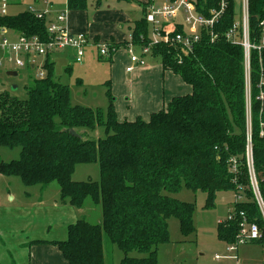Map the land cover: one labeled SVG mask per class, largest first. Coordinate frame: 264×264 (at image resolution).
<instances>
[{
  "label": "trees",
  "instance_id": "obj_1",
  "mask_svg": "<svg viewBox=\"0 0 264 264\" xmlns=\"http://www.w3.org/2000/svg\"><path fill=\"white\" fill-rule=\"evenodd\" d=\"M101 1L96 0V8ZM235 2L197 0V11L207 17L225 6L215 30L219 37L214 42L203 34L192 53L165 43L152 48L150 57L160 58L163 69L178 75L192 92L174 97L148 120L139 117L120 121L111 90L107 113L100 108L72 105L70 87L55 78L51 55L44 63L45 77L34 78L27 87V99L0 92V147L21 150L19 160L0 162V175L17 177L28 188L57 182L61 204L81 210L91 199L101 207L99 224L79 220L69 227L67 241L52 243L68 264H106L104 238L123 252L121 264H158L159 247L170 240L171 218L179 220L184 235L196 231L195 206L174 198L183 187L205 193V209L214 207L221 192H244L243 201L233 206L235 218H227L218 225V239L227 245L237 242L241 212L264 227L249 191L243 158L244 49L226 38L236 21ZM67 3L71 11H85L89 7V0ZM249 15L250 38L259 41L264 0H249ZM3 24L27 37H39L43 42L49 39L46 19L40 20L30 11L10 15ZM135 24L133 43L140 48L150 42L151 25L146 14ZM164 27L170 34L184 32L181 25ZM112 58L113 55L111 62ZM257 59V54H253L254 149L256 169L262 172L264 137L258 132L259 103L255 100ZM98 127L104 129L105 137L90 139L89 133ZM233 157L240 161L237 180L230 171L229 160ZM93 163L100 168L99 182L73 180L77 165ZM261 185L264 198L263 181ZM256 243L264 244V238ZM134 253L139 256H132Z\"/></svg>",
  "mask_w": 264,
  "mask_h": 264
},
{
  "label": "rangeland",
  "instance_id": "obj_2",
  "mask_svg": "<svg viewBox=\"0 0 264 264\" xmlns=\"http://www.w3.org/2000/svg\"><path fill=\"white\" fill-rule=\"evenodd\" d=\"M38 1V0H37ZM63 4L65 1L60 0ZM55 0V7L60 3ZM11 15H18L25 11L41 10L45 11L48 7L44 3H39L37 6H32V0H11ZM235 17L236 22L241 23L243 20V0H236L235 2ZM185 30L195 31L196 28H188ZM151 35V33H150ZM124 51V50H123ZM68 57H55V78L61 83L68 85L71 90V103L74 106H82L92 109L100 108L104 113H107L110 105V98L108 91L111 90L112 98L115 102L125 107H133L136 111L139 110L140 105H143L142 96L143 92L153 90L155 93L161 94L166 90L167 94H183L186 92V84L172 79L170 83L165 82L162 78H156L153 85L139 83L133 88L136 93L131 95H124L118 98L111 87V61L108 57H102L99 49L92 48L90 51L86 50V55L83 63L77 64L76 53L73 50L66 52ZM136 54L140 55V51L136 50ZM51 56V57H52ZM129 56V54H128ZM54 58L55 61H54ZM130 58V57H129ZM52 59V58H51ZM45 60L44 57L37 59L38 66ZM71 60V61H70ZM147 64L161 65V59H154L150 56L146 57ZM74 63V64H73ZM152 63V64H151ZM73 65V66H71ZM120 63H117V71L120 70L121 78L123 69ZM39 67L31 69L28 66L15 67L0 65V92H9L13 97L21 100L28 98L27 87L31 84L32 80L39 78ZM120 68V69H119ZM122 69V70H121ZM17 71L18 76H8L7 71ZM46 75V73H45ZM110 85H109V84ZM169 86V88H168ZM119 93H126V85L121 80ZM138 97V99H137ZM130 100V101H129ZM133 100V102H131ZM130 103V104H128ZM145 105V103H144ZM128 108H125L126 112ZM117 109V108H116ZM117 115L121 118V114L116 110ZM129 112L126 114L128 118L133 115ZM126 120V119H124ZM130 121V119H128ZM105 137L103 128L98 127L93 132L89 133V138L97 140ZM20 148L9 149L0 147V162H12L19 160ZM73 180L76 182H87L89 180L94 182L100 181V168L97 163L93 164H80L77 165ZM14 194L15 201L13 202L6 193ZM10 194V196H11ZM177 200L186 203H192L195 206L193 216V223L195 233L191 235H184L181 231V225L177 218L173 217L169 221V242L161 245L158 250V264H236L237 262L229 259L216 260V256H237L240 264H264V244L250 243L241 246L237 252L229 253L227 251V244L218 239V225L221 221H225L233 209L235 203V192L224 191L217 195L215 205L211 209H205L207 196L203 192H193L187 187L174 196ZM40 200L44 203L40 204ZM61 206L60 202V187L57 182L49 186H35L26 187L21 180L17 177L6 178L0 175V207H4L5 211L12 210L17 212L16 209H26V214L22 218H12L4 221L0 218V245L7 248V239L13 230L15 222L21 219L25 222V226L20 227L22 230H27L26 234L30 236H38V240H47L49 238H60L58 232H55V226L51 217L44 216L40 211H46L54 204ZM35 204V205H33ZM28 205V207H25ZM67 207H71L67 205ZM72 208V207H71ZM77 221L85 219L91 224H99L102 221L101 207L93 203L91 199L85 202L83 209L77 210L75 208ZM12 228V229H11ZM3 231V232H1ZM41 233V235H39ZM50 233L51 236L48 234ZM56 234V235H54ZM54 236V237H52ZM2 243V244H1ZM29 248V247H28ZM104 251L106 256V264H121L124 257L122 251L116 246L111 245L107 238H104ZM9 255L12 257V251L8 249ZM132 256H139L137 253ZM10 257V258H11ZM13 259V258H12ZM14 261V260H13ZM14 264H17L14 262Z\"/></svg>",
  "mask_w": 264,
  "mask_h": 264
},
{
  "label": "built area",
  "instance_id": "obj_3",
  "mask_svg": "<svg viewBox=\"0 0 264 264\" xmlns=\"http://www.w3.org/2000/svg\"><path fill=\"white\" fill-rule=\"evenodd\" d=\"M44 3L48 9L45 11L34 10L30 12L42 20L47 21V31L49 39L43 42L39 37H27L19 34L3 24V20L9 17L11 0H0V65L15 67H32L38 68L37 59L54 55L58 52L73 50L76 53L77 64L83 63L86 55V48L95 46L99 49L102 57H112L118 50L114 44L107 42L92 43L93 41L86 34H73L67 27L68 11H60L54 14L52 0H38ZM161 1V4H158ZM197 0H151L147 13L146 20L151 25L150 42L137 48L133 43L132 35L127 40L126 50L128 51L132 65L145 66L146 57L151 56L152 48L162 43L168 44L175 49L183 50L184 52L192 53L194 48L201 42L203 34L209 35L212 42L218 39L216 26L219 23L221 15L224 12L225 6L219 12H213L210 16H205L197 11ZM249 0H243V20L241 23H234L232 29L227 33L226 38L235 45H240L244 49L245 55V81H246V129H245V148L243 158L247 170V178L249 180V191H251L254 201L256 202L262 224L264 226V198L263 187L261 181L264 182V170L258 172L255 166V149H254V128L255 121L253 117L254 104V84L252 81V55L257 54V65L259 68V80L256 84L258 94L255 100L259 103L258 126L259 136L264 137V23L261 24V38L259 41H252L250 38L249 25ZM181 25L184 28L183 33L170 34L164 26ZM196 28L195 31H188L185 28ZM241 33V37H239ZM139 49L140 55L136 54ZM45 63V62H44ZM44 63L39 67V78L45 77ZM132 67L127 71L131 72ZM230 171L235 175V180L238 179L240 173V161L237 157L229 160ZM241 187H239L240 189ZM235 203H240L244 199V192L240 190L235 193ZM234 203V204H235ZM232 210L228 216L229 220L235 218ZM241 222L239 225V237L234 244L227 245L229 253L237 252L241 246L262 241L264 238V227L257 222L251 221L245 213L240 214ZM222 259L234 260L240 264L237 256H216V260Z\"/></svg>",
  "mask_w": 264,
  "mask_h": 264
},
{
  "label": "crops",
  "instance_id": "obj_4",
  "mask_svg": "<svg viewBox=\"0 0 264 264\" xmlns=\"http://www.w3.org/2000/svg\"><path fill=\"white\" fill-rule=\"evenodd\" d=\"M52 1L54 5L53 15L60 11H68L67 27L71 33L86 34L90 40L93 41L92 43L107 42L120 47V49L113 55L112 58V74L110 80L112 90L118 95V98L128 94L131 95L132 93H135L137 96H139L140 94H138V92L136 93V89L133 87L139 83L153 85L156 78L160 79L163 77L164 83H170L172 79H176L185 84L178 75H175L171 71H165L162 64L150 66L146 64L145 66H139L132 65L130 61L128 51L126 50L127 45L125 44L135 29V23L143 19L147 13V9L151 0H102L101 6L99 8L95 7L96 0H89V7L85 11L69 10L67 0H64L65 2L63 4L60 0H58L60 3L56 7L54 2L55 0ZM32 2V6H37L39 3H41L37 0H32ZM161 3V1H158V4ZM92 48L96 47L91 45L86 48V50L90 51ZM67 51L68 50L55 53L53 56L56 58L61 56L68 57L66 54ZM53 56L51 57L52 60ZM56 58H54V61ZM44 62L45 60H43L41 63L43 64ZM147 62L148 61L146 60V63ZM117 63H120V66L123 69L122 78L120 70L117 71ZM130 67H132L133 70L128 72L127 69ZM121 80H123L126 85V93L118 92L121 85ZM185 87L186 92L183 94L168 95V92L164 90L163 93L157 95V93L150 89L144 91L142 93V102H144L145 105L144 103L143 105H140L138 111H136L131 106L128 108L120 104V102H115V108H117L116 110L122 115L121 118L118 116V119L120 121H125L124 119H130V121H134L141 117L144 120H148L153 113L162 110L174 97L184 96L192 92L190 86L186 84ZM131 102H133V100ZM125 108H128L127 112ZM129 112H135L132 113L133 115L129 116L131 118L126 117L128 116L126 114H129ZM10 194L11 193L9 192L6 193V196L10 197L14 202L15 196L14 194H11L10 196ZM40 204L43 205L44 203L40 200ZM25 207H28V205H25ZM2 208L0 207V218L4 221L12 218L23 219L24 217L22 214L27 213L26 209L24 210L22 208L21 210L16 209L17 212H14L13 209L5 211ZM72 208L67 207V205L61 204L60 206L55 203L46 211L38 212L42 213L44 216L51 217L53 225L56 227L55 232H58V237L60 238L38 240V238H35L38 236H33L34 234L30 236L29 234H26L27 230L20 229L21 225L26 227L25 222H22L21 219H19L18 222H15L14 226L12 227L13 230L9 235V239L6 240L7 248H3L2 245L4 244L2 243V245H0V264H14V262L17 264H68L59 248L54 246L52 243L64 242L68 240L69 227L78 222L75 220L76 214ZM48 234L51 236L50 233ZM39 235H41V233ZM40 241L45 243H38ZM8 249L12 251V257L9 255Z\"/></svg>",
  "mask_w": 264,
  "mask_h": 264
},
{
  "label": "water",
  "instance_id": "obj_5",
  "mask_svg": "<svg viewBox=\"0 0 264 264\" xmlns=\"http://www.w3.org/2000/svg\"><path fill=\"white\" fill-rule=\"evenodd\" d=\"M7 75L8 76H13V77H17L18 76V72L17 71H7ZM74 136L76 137H80V135H78L75 132H72Z\"/></svg>",
  "mask_w": 264,
  "mask_h": 264
}]
</instances>
